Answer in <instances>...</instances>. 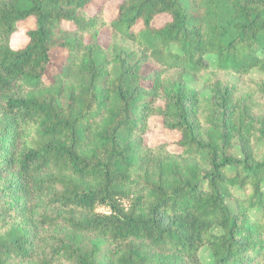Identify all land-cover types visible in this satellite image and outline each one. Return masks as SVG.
<instances>
[{
  "label": "trees",
  "instance_id": "16d2710c",
  "mask_svg": "<svg viewBox=\"0 0 264 264\" xmlns=\"http://www.w3.org/2000/svg\"><path fill=\"white\" fill-rule=\"evenodd\" d=\"M109 1L0 0V264H264V0Z\"/></svg>",
  "mask_w": 264,
  "mask_h": 264
},
{
  "label": "rangeland",
  "instance_id": "374dc122",
  "mask_svg": "<svg viewBox=\"0 0 264 264\" xmlns=\"http://www.w3.org/2000/svg\"><path fill=\"white\" fill-rule=\"evenodd\" d=\"M120 0H110L107 3V11L109 13H113L115 6ZM164 19V18H162ZM34 22L31 18L25 21L19 22L17 25V29L12 35L11 39V46L13 48H20L23 47L27 41V31L33 26ZM67 26V24H65ZM99 43L105 47L109 43V38L107 33H102L101 37L98 38ZM67 57L66 52H63L61 50H55L52 53V62L49 66L48 72H47V79H50L52 75L59 72L63 65L64 61ZM207 60L212 66V68L215 67L216 64V57L213 55L207 56ZM252 76L255 78H262L264 79V74L258 72V71H252ZM220 77V76H218ZM209 75H204L199 80H195L191 78L190 76H187V79L190 81L192 86L199 90L201 92V95L205 98L211 97V90L206 88V81L208 80ZM233 82L239 81V76L236 74H232L229 77ZM0 115H4V109L3 107H0ZM10 119V117H8ZM180 135L172 130L167 129L163 125V121L158 116H152L149 120V127L144 135V141L146 144L149 145H155L164 143L168 146V149L173 152L180 151L179 146L177 145V141L179 140ZM228 153L231 155H234L236 157L242 158L243 154L240 151L239 147H234L228 150ZM254 157L257 161H261L264 158V142H261L258 144V146L255 149ZM252 195V188L251 186H246L243 188H236L234 191V194L231 198L227 200L228 205L234 210H237V200L245 199ZM98 211L105 212L106 209L100 207L98 208ZM200 258L204 264H212L211 257L209 255V251L205 248L202 249L200 252Z\"/></svg>",
  "mask_w": 264,
  "mask_h": 264
}]
</instances>
